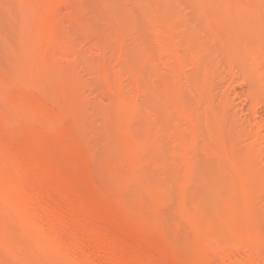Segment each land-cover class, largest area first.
<instances>
[{
  "label": "bare ground",
  "instance_id": "1",
  "mask_svg": "<svg viewBox=\"0 0 264 264\" xmlns=\"http://www.w3.org/2000/svg\"><path fill=\"white\" fill-rule=\"evenodd\" d=\"M260 104L264 0H0V264H264Z\"/></svg>",
  "mask_w": 264,
  "mask_h": 264
},
{
  "label": "rangeland",
  "instance_id": "2",
  "mask_svg": "<svg viewBox=\"0 0 264 264\" xmlns=\"http://www.w3.org/2000/svg\"><path fill=\"white\" fill-rule=\"evenodd\" d=\"M176 1L179 2V3H182V0H176ZM181 8L183 10V13H185V14H187V16L191 17L189 15V13H192V11L189 8L187 9V7L185 5H183ZM188 10H190L191 12L188 11ZM196 27H199L198 24L196 25ZM204 40L206 41L205 42L206 46L208 47L210 45L209 49L212 47L214 50H212V48L210 50L211 51H215V47L211 44V41L209 39H204ZM215 64L217 65L218 63H215ZM219 64H218L219 68H220L219 72H221V74H223V77H226L228 79V75L229 74L226 73V66L223 65L224 63L221 62V60H220ZM240 84L239 83H235L234 85L232 84V86H231V88H233L231 90L235 89V91H236V94L234 93V97L235 98L232 97L233 94H232V96H230V99L232 97L231 102H234V104H236V105H234L232 107L233 109H231V114H233L235 112L236 115L234 113V116L235 117L237 116L236 117L237 120L242 118L241 120H239L240 122H242V121L245 122V120H246V122H248V119L251 117V115L249 114V111H246V109L248 108V105H247V102H245L246 101V97L244 96V94L247 91V87L245 85L242 86L243 84L242 85H240ZM222 87H223V85H222ZM43 103L45 105H48L46 101H43ZM244 103H246V104H244ZM244 106H246L247 108L244 109ZM251 113H252V111H251ZM252 115L254 117L259 118V120L256 118V120L258 122L264 124V105L262 107H261V104H260V106L259 105L256 106L254 108V111H253ZM67 131L69 132V130H67ZM58 140H59V138H55L54 139L53 137H43V142L45 144H47V146H48V148L45 149L46 150L45 151L46 154L50 155L52 158H54L56 160L61 161L62 163H66L67 162V158H68L69 154H73V155L77 156V154L79 152L84 151L91 144L90 141H85V140H80V139H76V140L71 139V140L67 141L64 144H60ZM87 164H90V160L89 159L80 158L79 159V165L76 166L73 169H70L69 172H68V176L69 177H74L75 175H81L82 176V183L84 184V188L85 189L80 191V196L83 197V198H86V200L88 201L87 202L88 207H90L94 211H96L98 213H101V214H112V213H115L116 209L118 208L117 205L110 204L108 201L96 196L95 193L92 192L93 190L91 189V185L87 182L88 180L84 176L83 171H82L84 166H86ZM167 250H168L167 246H163L161 248L162 253L167 252Z\"/></svg>",
  "mask_w": 264,
  "mask_h": 264
}]
</instances>
